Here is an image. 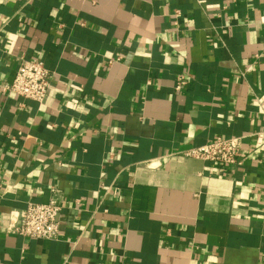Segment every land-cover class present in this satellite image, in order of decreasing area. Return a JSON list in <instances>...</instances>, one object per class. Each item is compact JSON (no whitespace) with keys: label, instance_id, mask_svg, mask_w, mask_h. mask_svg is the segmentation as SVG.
Returning a JSON list of instances; mask_svg holds the SVG:
<instances>
[{"label":"crops","instance_id":"1","mask_svg":"<svg viewBox=\"0 0 264 264\" xmlns=\"http://www.w3.org/2000/svg\"><path fill=\"white\" fill-rule=\"evenodd\" d=\"M22 58L43 102L4 90ZM0 60V264H264V0H0ZM52 188L57 239L6 230Z\"/></svg>","mask_w":264,"mask_h":264},{"label":"built area","instance_id":"2","mask_svg":"<svg viewBox=\"0 0 264 264\" xmlns=\"http://www.w3.org/2000/svg\"><path fill=\"white\" fill-rule=\"evenodd\" d=\"M52 79V71L41 59L22 58L11 82L4 85V90L43 102L50 90ZM186 83V77L179 75L176 89ZM243 139L244 135L218 136L205 144L185 149L183 154L222 166L239 165L245 157ZM62 205L59 190L52 188L48 202H29L24 209L12 211L6 230L28 238L57 239L60 233L59 216Z\"/></svg>","mask_w":264,"mask_h":264}]
</instances>
